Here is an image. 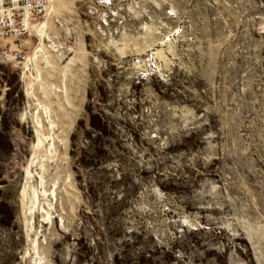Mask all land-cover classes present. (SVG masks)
<instances>
[{
	"label": "rangeland",
	"instance_id": "rangeland-1",
	"mask_svg": "<svg viewBox=\"0 0 264 264\" xmlns=\"http://www.w3.org/2000/svg\"><path fill=\"white\" fill-rule=\"evenodd\" d=\"M42 2L0 60V264H264V0Z\"/></svg>",
	"mask_w": 264,
	"mask_h": 264
},
{
	"label": "built area",
	"instance_id": "built-area-1",
	"mask_svg": "<svg viewBox=\"0 0 264 264\" xmlns=\"http://www.w3.org/2000/svg\"><path fill=\"white\" fill-rule=\"evenodd\" d=\"M42 0H0V60L22 64L27 60L26 36L31 22L44 14Z\"/></svg>",
	"mask_w": 264,
	"mask_h": 264
},
{
	"label": "trees",
	"instance_id": "trees-1",
	"mask_svg": "<svg viewBox=\"0 0 264 264\" xmlns=\"http://www.w3.org/2000/svg\"><path fill=\"white\" fill-rule=\"evenodd\" d=\"M5 80H6V78H5ZM8 81H9V85H11L12 82H16L17 81V78L15 77L14 74H11ZM17 97L21 101L22 96H20V94H19V96H17ZM92 120L93 121H98L96 117H92ZM5 148L8 150L10 148V145H9L8 141L6 140V138L0 136V150L1 149L3 150Z\"/></svg>",
	"mask_w": 264,
	"mask_h": 264
},
{
	"label": "bare ground",
	"instance_id": "bare-ground-1",
	"mask_svg": "<svg viewBox=\"0 0 264 264\" xmlns=\"http://www.w3.org/2000/svg\"><path fill=\"white\" fill-rule=\"evenodd\" d=\"M48 215V214H47Z\"/></svg>",
	"mask_w": 264,
	"mask_h": 264
}]
</instances>
